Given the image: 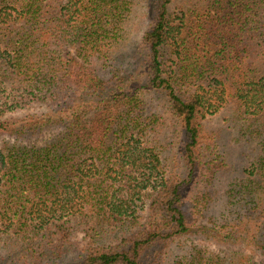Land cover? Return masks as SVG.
I'll return each mask as SVG.
<instances>
[{
  "label": "trees",
  "instance_id": "obj_1",
  "mask_svg": "<svg viewBox=\"0 0 264 264\" xmlns=\"http://www.w3.org/2000/svg\"><path fill=\"white\" fill-rule=\"evenodd\" d=\"M140 1L0 0L6 264H264V0Z\"/></svg>",
  "mask_w": 264,
  "mask_h": 264
},
{
  "label": "rangeland",
  "instance_id": "obj_2",
  "mask_svg": "<svg viewBox=\"0 0 264 264\" xmlns=\"http://www.w3.org/2000/svg\"><path fill=\"white\" fill-rule=\"evenodd\" d=\"M138 1H139V4L137 3L138 6L136 7V13H134V16H133V18L131 20V24H130V31L132 33V35L130 36V41H131L130 43L134 44L136 46V48H137V46L141 40V37H142L144 31L146 30V28L150 24V20H151V17L150 18L147 17L145 7H144V2L142 1V3H141L140 0H138ZM130 49H131V47H130ZM127 61H128V64H131V62L136 61V62H134L135 68L136 69L139 68V64L137 65L138 60H134L133 58L128 57ZM33 110H36V109L31 108V109H29V111L23 110L26 112L21 111L22 113L15 115V117H23L29 113H32ZM12 116H14L13 113H12ZM229 125L225 121V114L223 112L209 117V123H208L209 129L213 130V131L220 132L221 136H222L223 144L226 145V148L228 150H230L228 153V157H229V161L231 164L230 167H231L232 171L227 174V176L225 177V179H224V181L220 187L221 188L220 193H219L220 197L224 196L225 191L229 190V188H228L229 184L232 181H235L238 183L239 182L238 180L241 178L242 171L245 168H250V166H251L246 162V158L244 157L245 151L241 147V144L235 142V139H234L235 135L229 129ZM219 205H220V202L219 203L217 202V204H215L216 208L213 209V213H214V211L216 213H218L221 210V208H219ZM216 213H214V214H216ZM79 241H80V238H79ZM212 249H213V247H212ZM3 255H4V252L2 250H0V264H6L5 261L3 260V257H2Z\"/></svg>",
  "mask_w": 264,
  "mask_h": 264
}]
</instances>
